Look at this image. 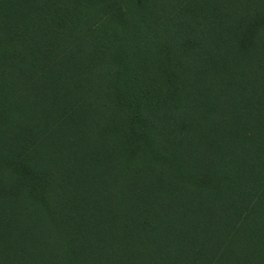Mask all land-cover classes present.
Returning a JSON list of instances; mask_svg holds the SVG:
<instances>
[{"label": "trees", "instance_id": "obj_1", "mask_svg": "<svg viewBox=\"0 0 264 264\" xmlns=\"http://www.w3.org/2000/svg\"><path fill=\"white\" fill-rule=\"evenodd\" d=\"M0 264H264V0H0Z\"/></svg>", "mask_w": 264, "mask_h": 264}]
</instances>
